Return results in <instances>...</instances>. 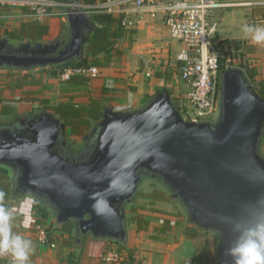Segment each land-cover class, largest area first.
I'll use <instances>...</instances> for the list:
<instances>
[{"label": "water", "instance_id": "95a60500", "mask_svg": "<svg viewBox=\"0 0 264 264\" xmlns=\"http://www.w3.org/2000/svg\"><path fill=\"white\" fill-rule=\"evenodd\" d=\"M61 21L66 34L46 41L0 35V70L81 61L96 23L78 7ZM263 142L264 98L243 69L229 67L220 75L216 112L199 121L183 117L167 87L134 108L104 103L83 135L66 132L51 110L20 108L0 119V168L10 199L31 197L56 227L73 226V247L88 235L127 245V209L141 186L155 181L186 224L214 234L212 264H233V223L247 225L264 212Z\"/></svg>", "mask_w": 264, "mask_h": 264}, {"label": "crops", "instance_id": "0c3cea01", "mask_svg": "<svg viewBox=\"0 0 264 264\" xmlns=\"http://www.w3.org/2000/svg\"><path fill=\"white\" fill-rule=\"evenodd\" d=\"M227 1L232 3V5L219 11L218 15L220 16L219 19L217 18V32L224 33L223 38L243 39L246 44L254 47L253 52L249 53V65L255 69L256 80L264 82V44L251 43L250 39L245 38L242 31V26L248 24L249 15L253 11L252 2L250 0ZM61 17H49L39 22L28 16V10L26 8L0 7V35H6V32L20 29L22 25L32 22L35 25H46L47 32L35 38L11 39L46 41L52 39L54 36L52 27L60 31L58 36H63L66 33H62V31L66 26L61 21ZM249 25L264 27V20L250 22ZM2 26L8 29L1 32ZM133 32L144 35L141 44L137 43L130 47H122V45L115 42L106 52H100L94 57L89 53L90 58L88 62L93 64V61H95L96 64L93 65L99 68V76L97 78L88 79L80 83L61 81L58 77L59 68L57 69L55 67L30 72L12 70L20 72L21 77L11 75L14 77H11L9 81L5 82L4 87L7 90L18 89L25 91L28 96H33L32 99H44L49 104H52V101H56L58 103L69 102L84 105L90 100L106 99L107 103L116 109L140 106L156 91L163 87L170 89L172 84L177 85L178 83L175 74L172 77L167 76L162 69L163 67L157 69L156 60H151L149 59L150 57L143 59L140 57V52L146 40L154 37H162L163 39L170 37L168 30L159 21H152L144 15L139 19L136 29ZM217 32L216 35L218 34ZM157 45L159 46V44ZM119 50L122 51L121 54H119ZM46 70L52 73L54 71L56 75H53L51 72L47 74ZM148 70L151 73L150 77H146ZM15 78L23 79L24 81L34 78L40 80V83L35 85L25 84L21 88L8 87V84ZM177 91L178 89H175L171 95H173V92L176 94ZM33 107L43 106L34 102L32 104H25L20 108L28 110V108ZM9 194L10 185L8 198L3 199L0 203L9 209L13 216V220L11 221L12 231L24 236L26 239H30L33 243V251L29 257V264H67V258L70 252H73L77 256V264H106L102 260V254L110 246L112 241L94 239L88 235L84 238L80 247H73L72 231L70 237L68 232L57 229L55 232L58 235H55L56 233L54 234L56 240L55 248L39 244L36 240L34 229V225L38 224L36 220L39 218L35 203L37 201L31 197L12 200ZM147 200L150 202L153 201L150 199ZM153 202L154 204L151 203L148 206L166 211V214L158 213L161 219L151 217V215H154L152 213L138 210V213L145 214L144 216L149 219L151 225L161 226L162 224L159 225L156 221L160 222L163 219L176 218L168 213L170 212L168 207H164L167 202L158 200ZM42 223L46 224V218ZM129 223L133 226L132 230L135 231V234H133V242L137 246V250L134 253V257L136 258L134 261L136 264H208L213 259L216 237L212 233L199 230L195 237L188 238L184 235L183 226L181 225L173 226L166 232H158L137 231L135 223ZM115 244L123 247V245L118 243ZM11 262L12 258L10 255H0V264H11Z\"/></svg>", "mask_w": 264, "mask_h": 264}, {"label": "built area", "instance_id": "2783aa9c", "mask_svg": "<svg viewBox=\"0 0 264 264\" xmlns=\"http://www.w3.org/2000/svg\"><path fill=\"white\" fill-rule=\"evenodd\" d=\"M231 5L227 0H97L78 5L70 0H0V7L26 8L28 16L39 22L63 16L66 9L75 7L90 14H108L118 19L127 31L136 29L144 15L159 21L178 44L173 64L177 83L185 85L186 90H178L174 98L178 99L177 107L183 117L192 121L209 119L217 110L220 75L228 68L220 58L219 40L215 37L217 16L221 9ZM74 75L90 80L99 76V68L90 62L59 68L61 81L67 82ZM150 75L148 70L146 77ZM48 226L34 225L36 240L55 248L54 232ZM102 260L106 264H136L124 247L113 242L103 252Z\"/></svg>", "mask_w": 264, "mask_h": 264}, {"label": "trees", "instance_id": "16d2710c", "mask_svg": "<svg viewBox=\"0 0 264 264\" xmlns=\"http://www.w3.org/2000/svg\"><path fill=\"white\" fill-rule=\"evenodd\" d=\"M97 0H79L81 4H92L95 3ZM94 22L96 23L97 27L96 30L91 33L89 44L87 46V51L92 55V57L96 56L100 52H106L108 51L115 42L120 39L123 34L125 33L124 27L120 24L119 20L111 17L108 14L103 13H93L91 14ZM47 32L46 25H35L34 23H26L22 25L20 29H14L12 31L6 32V35L10 38H19V39H29V38H35L40 37L42 34H45ZM235 39H229L228 37H225L220 40L219 42V52L222 53L224 49L232 48L239 49L240 46L238 42L233 41ZM235 42V43H234ZM234 43V45H233ZM254 47L249 46L248 52H253ZM221 60L224 59L223 56L220 57ZM88 60L86 58H83L81 61L77 62H68L66 64L58 66V68L66 67V66H81V65H87ZM93 64H96L95 61H93ZM243 70L251 83V85L254 87V89L259 93L261 97L264 98V82L263 81H257L255 76V69L254 67L250 66L249 64L244 65ZM53 75H56L54 72ZM169 76V75H167ZM87 78L83 76H71L70 79L67 82H84ZM40 80L31 78L27 81H24L23 79L15 78L11 83L8 84V87L11 88H21L25 84L35 85L39 84ZM170 93H172V89L170 88ZM34 102H37L38 104H41L45 109L51 110L54 113H56L64 122L66 127V132H69L73 135H83L88 132L91 125L97 121L102 113L103 105L106 101V99L101 100H90L87 104L84 105H77L69 102L65 103H58V104H49L47 100L39 99V98H33ZM15 111V105L13 101L5 100L0 98V116H10ZM264 151V142L263 147ZM150 183L154 186L157 183L155 181H150ZM9 179L8 175L5 169L0 168V192L4 193V198H8V192H9ZM155 185V186H156ZM144 197L153 201H172L166 192H164L160 187L154 188L150 193H141L139 192L136 197ZM37 211H38V220H36L37 223L43 224V220L46 218V215L49 214L43 207L40 205V203L35 202ZM148 210L149 212L153 213H162L166 214L165 210L158 209V208H148L145 207H131L127 212L128 215V221L135 223V228L137 231H158V232H166L170 230L173 226H183V233L186 237L191 238L195 237L199 231V229L192 225L185 224L184 220H177L174 222H171L170 219H163L161 226H154L150 224L149 219H147L144 215L141 213H138V210ZM48 229L53 230H63L68 232L69 236L71 237V231L73 229L72 225L64 224L63 226L57 228L53 224L48 226ZM67 264H77V256L70 252L67 258Z\"/></svg>", "mask_w": 264, "mask_h": 264}, {"label": "rangeland", "instance_id": "374dc122", "mask_svg": "<svg viewBox=\"0 0 264 264\" xmlns=\"http://www.w3.org/2000/svg\"><path fill=\"white\" fill-rule=\"evenodd\" d=\"M250 1L252 2L253 11L249 15L250 17H249L248 24L250 22L252 23V22H255V21H259V20H264V0H250ZM219 16L220 15L217 16L218 19H219ZM64 26H65V24H64ZM7 27H8V25H7ZM218 28H220V27H218ZM5 29H8V28L2 26V28H1L2 31L1 32H4ZM144 29H140V30H144ZM126 31L127 30H125V33L123 34V36L116 41L117 43L122 45V47H125V46L130 47L131 45L137 44V43L141 44L142 38L144 37V35L142 33L136 34V32H133V31H130L129 33H127L128 31L127 32ZM66 32H67V30L64 27L62 33H66ZM141 32H143V31H141ZM52 33H54V36H53V38H54V37H56V36H58L60 34V31L55 29L54 27H52ZM223 36H224V33L220 32L215 37L220 42V40L223 39ZM229 39H231V38H229ZM233 41L238 42L240 48L239 49H235L234 47H232V48L224 49L222 51V53H221L222 56L224 57L223 61L227 64L228 68L229 67H238V68L243 69L242 67L244 65H247V64L250 63L249 62V58H250L249 53L250 52H248L250 45L246 44L245 40H243V39H235ZM155 42H159V43H155ZM234 43H233V45H234ZM157 44H159V46ZM158 47H160V48L158 49ZM177 50H178V44L175 41H173L170 37H167L165 39H163L162 37L161 38L160 37H154V38H149L143 44L142 50L140 52V54H141L140 57H142L141 59L150 57L149 59L156 60L157 61L156 62L157 69L163 67L162 69L165 72V74L172 77L175 74V71H176L175 70V65L173 64V60L172 59H173V57H175V53L177 52ZM121 52L122 51L119 50V54H121ZM84 58H86V60H89V58H90V54L87 51V47H86L85 52H84ZM55 68L58 69V66H56ZM47 69H50V68H47ZM49 72H51V71L46 70L47 74H49ZM11 75H15L16 77H21L20 72H15V71H12V70H0V98L1 99L11 100V101L14 102V105H15L14 114H15L17 112L18 108L23 107L25 104H32V103H34V101L31 100L33 96H28V94H26L25 91H21V90H18V89H16V90L15 89L14 90H7L4 87L5 86V82L9 81V79L11 77H14V76H11ZM171 86H172L171 87L172 91H175V89L182 90V91L186 90L185 85H183L182 83H179L177 85L176 84H172ZM174 95H176V94L173 92L172 97H173V99H174V101H175V103L177 105V100L178 99L174 98L175 97ZM51 103L52 104H58V102H56V101H52ZM14 114H12V115H14ZM11 116H9V117H11ZM2 118L7 119L8 117L7 116H0V119H2ZM155 185L153 186L150 183V181H147L141 186L139 192H141V193H150L154 188H158L159 187L158 185H156V186ZM164 202H167L166 205H164V207H168V209L170 210V212H168V213L170 215L176 217V218H170L171 221L174 222V221H177V219L184 220L183 213H182L181 209L179 208V206L175 202H172V201H164ZM151 203L154 204L153 201L150 202V201L147 200V198H144V197H141V196L135 197L133 203L128 207L127 210H129L131 207H145L146 209H148V208H151V207L148 206ZM143 212L151 213V212H149L148 210H145V209H144ZM152 214H154V215H151V217H153L155 219L156 218H160L161 219V216H159L158 213H153L152 212ZM128 215H129V213H128ZM142 215H145V214L143 213ZM162 222L163 221H160V222L156 221V223H158L159 225H161ZM53 223H54V218L49 213L48 215H46V224L51 227V225ZM132 229H133V226L130 225V223H129L128 243H127V245H125L123 247L128 252V255L131 258V260L133 262H135L134 260H136V258L134 257V255H135L134 253L137 250V246L133 242V234H135V231L132 230ZM51 230H52V233L53 232H54V234L56 233L55 230H53V229H51ZM55 235H58V234L56 233ZM214 255H215V253H213V256ZM213 256H212V258L214 259ZM213 259L208 264H212Z\"/></svg>", "mask_w": 264, "mask_h": 264}, {"label": "clouds", "instance_id": "9594fccd", "mask_svg": "<svg viewBox=\"0 0 264 264\" xmlns=\"http://www.w3.org/2000/svg\"><path fill=\"white\" fill-rule=\"evenodd\" d=\"M242 31L251 43L264 44V27L245 24ZM3 198L4 193L0 192V201ZM12 220L10 210L0 203V255H10L11 264H29L33 243L12 231ZM232 229L237 234L234 244L228 249L233 264H264V212H257L247 225L233 223Z\"/></svg>", "mask_w": 264, "mask_h": 264}]
</instances>
